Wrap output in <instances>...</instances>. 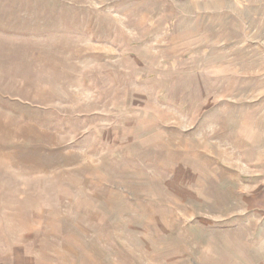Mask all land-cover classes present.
Listing matches in <instances>:
<instances>
[{"label": "rangeland", "instance_id": "rangeland-1", "mask_svg": "<svg viewBox=\"0 0 264 264\" xmlns=\"http://www.w3.org/2000/svg\"><path fill=\"white\" fill-rule=\"evenodd\" d=\"M0 264H264V0H0Z\"/></svg>", "mask_w": 264, "mask_h": 264}]
</instances>
